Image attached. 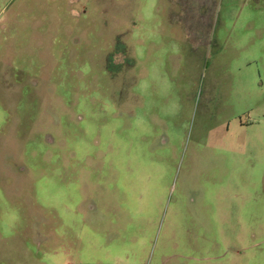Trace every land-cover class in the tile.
I'll return each instance as SVG.
<instances>
[{"label": "rangeland", "instance_id": "374dc122", "mask_svg": "<svg viewBox=\"0 0 264 264\" xmlns=\"http://www.w3.org/2000/svg\"><path fill=\"white\" fill-rule=\"evenodd\" d=\"M0 264H264V0H0Z\"/></svg>", "mask_w": 264, "mask_h": 264}]
</instances>
